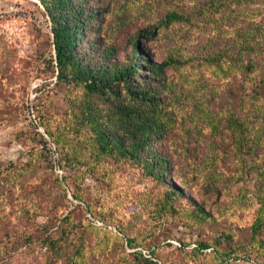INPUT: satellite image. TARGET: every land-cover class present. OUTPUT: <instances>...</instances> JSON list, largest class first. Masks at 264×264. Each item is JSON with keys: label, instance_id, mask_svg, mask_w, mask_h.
Returning a JSON list of instances; mask_svg holds the SVG:
<instances>
[{"label": "rangeland", "instance_id": "obj_1", "mask_svg": "<svg viewBox=\"0 0 264 264\" xmlns=\"http://www.w3.org/2000/svg\"><path fill=\"white\" fill-rule=\"evenodd\" d=\"M86 7L89 38L117 58L153 30L140 44L173 60L162 86L171 127L157 147L183 196L164 204L170 185L141 159L98 153L77 117L83 89L53 72L44 7L0 0V264H264V0ZM63 155L80 163L62 168Z\"/></svg>", "mask_w": 264, "mask_h": 264}, {"label": "trees", "instance_id": "obj_2", "mask_svg": "<svg viewBox=\"0 0 264 264\" xmlns=\"http://www.w3.org/2000/svg\"><path fill=\"white\" fill-rule=\"evenodd\" d=\"M39 1L51 22L53 72L58 81L83 89L77 117L81 126L91 132L98 153L141 159L150 176L170 185L164 204L171 206L172 200L183 196L182 184L169 182L170 176L176 178L172 173L173 159L159 151L157 145L163 142L171 127L162 86L164 70L173 60L157 62L149 49L140 44V38L153 35V30L134 39L125 59H119L114 47L101 48L96 38H89L88 32L92 30L89 24L94 14L86 7V0ZM176 18L174 13L167 14L165 23ZM237 122L236 117L230 116L231 128ZM46 133L56 145L59 143L48 129ZM244 139L238 135L239 148L246 143ZM78 163L79 157L63 155L58 164L65 168ZM73 197L78 199L75 194ZM196 210L200 220L208 218L204 204ZM254 224L256 229L261 226L257 220ZM200 246L209 247L208 243Z\"/></svg>", "mask_w": 264, "mask_h": 264}]
</instances>
